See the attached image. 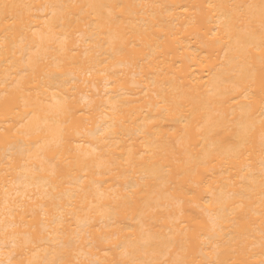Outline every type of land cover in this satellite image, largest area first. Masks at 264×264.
I'll use <instances>...</instances> for the list:
<instances>
[{
	"label": "bare ground",
	"instance_id": "6f19581e",
	"mask_svg": "<svg viewBox=\"0 0 264 264\" xmlns=\"http://www.w3.org/2000/svg\"><path fill=\"white\" fill-rule=\"evenodd\" d=\"M261 4L0 0V264H264Z\"/></svg>",
	"mask_w": 264,
	"mask_h": 264
},
{
	"label": "snow or ice",
	"instance_id": "6c2138e0",
	"mask_svg": "<svg viewBox=\"0 0 264 264\" xmlns=\"http://www.w3.org/2000/svg\"><path fill=\"white\" fill-rule=\"evenodd\" d=\"M4 7L8 8L9 5H4ZM208 7L211 8L213 7V5L209 4ZM261 15L262 17H264V0H262V4H261ZM260 87H261V93H262L261 102L264 103V76H262ZM167 103H168L167 101H164V105H166ZM262 115H264V110H262ZM261 125H262L261 135L262 137H264V119L261 120ZM261 150L262 152H264V144H262ZM261 185H262V193H264V160H262V167H261ZM262 200H264V195H262ZM207 207L209 208L212 207V201H208ZM58 243H60L61 247L64 248L65 250L71 248V241L58 242ZM28 264H41V262L29 261ZM42 264H57V262L56 261H51V262L45 261V262H42ZM60 264H64V262L61 261ZM76 264H79V262H76ZM114 264H127V262L115 261ZM133 264H137V262H133ZM139 264H151V262H139ZM174 264H187V262L186 261H176L174 262Z\"/></svg>",
	"mask_w": 264,
	"mask_h": 264
}]
</instances>
